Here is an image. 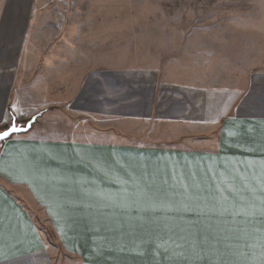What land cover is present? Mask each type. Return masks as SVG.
Segmentation results:
<instances>
[{
	"label": "crops",
	"instance_id": "crops-1",
	"mask_svg": "<svg viewBox=\"0 0 264 264\" xmlns=\"http://www.w3.org/2000/svg\"><path fill=\"white\" fill-rule=\"evenodd\" d=\"M15 1H27L20 19L27 21L29 0ZM1 27L0 39L12 38ZM7 44L0 46L3 71L17 69L26 61L21 55L30 52ZM14 81L11 74L0 78L5 122L14 105L6 87ZM186 96L183 91L185 109L168 102L156 110L160 118L150 113L148 121L164 125L161 133L154 128L143 136L149 147L48 136L35 125L3 142L0 264L56 263L57 254L49 251L33 213L63 252L85 263L259 264L264 251V73L249 78L242 98L225 111L212 107L206 92L195 100ZM159 99L169 98L160 94Z\"/></svg>",
	"mask_w": 264,
	"mask_h": 264
},
{
	"label": "rangeland",
	"instance_id": "rangeland-1",
	"mask_svg": "<svg viewBox=\"0 0 264 264\" xmlns=\"http://www.w3.org/2000/svg\"><path fill=\"white\" fill-rule=\"evenodd\" d=\"M29 2L31 15L20 21L25 6L0 0V30L13 33L0 46L30 49L0 78L15 80L6 87L15 105L9 108L19 119L37 116L34 127L48 136L151 145L143 136L154 128L161 133L164 124L148 121L150 113L160 118L156 110L168 102L185 109L183 91L194 100L206 92L212 107L225 111L242 98L249 78L264 73V0ZM160 94L169 99L158 100ZM33 215L55 264H118L63 252Z\"/></svg>",
	"mask_w": 264,
	"mask_h": 264
},
{
	"label": "snow or ice",
	"instance_id": "snow-or-ice-1",
	"mask_svg": "<svg viewBox=\"0 0 264 264\" xmlns=\"http://www.w3.org/2000/svg\"><path fill=\"white\" fill-rule=\"evenodd\" d=\"M11 112L12 115L7 122L4 121L3 117H0V142L8 141L14 134L29 131L35 123V117L17 119L15 108H12ZM259 264H264V251H262Z\"/></svg>",
	"mask_w": 264,
	"mask_h": 264
},
{
	"label": "water",
	"instance_id": "water-1",
	"mask_svg": "<svg viewBox=\"0 0 264 264\" xmlns=\"http://www.w3.org/2000/svg\"><path fill=\"white\" fill-rule=\"evenodd\" d=\"M33 117H35V118H37V116H33ZM36 120V119H35ZM31 129V128H30ZM29 129V130H30ZM28 132V131H27ZM23 133H26V132H21V133H18V134H14V135H19V134H23ZM13 135V136H14ZM2 144H3V142H0V149H1V147H2Z\"/></svg>",
	"mask_w": 264,
	"mask_h": 264
}]
</instances>
